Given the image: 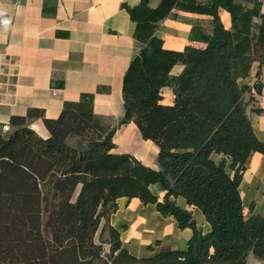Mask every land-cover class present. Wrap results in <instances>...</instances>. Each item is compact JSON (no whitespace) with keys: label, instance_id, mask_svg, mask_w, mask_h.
<instances>
[{"label":"trees","instance_id":"1","mask_svg":"<svg viewBox=\"0 0 264 264\" xmlns=\"http://www.w3.org/2000/svg\"><path fill=\"white\" fill-rule=\"evenodd\" d=\"M121 6L136 24L121 123L133 121L143 139L158 145L159 167L113 152L115 128L94 112V93L65 101L58 118L39 108L13 115L12 131L0 133V264H246L250 253L264 262V216L254 213V203L247 216L240 192L252 154H264V141L247 114L250 86L241 82L256 61V47H264L262 1L161 0L152 7L140 0ZM174 9L212 17L211 33L194 26L190 34L205 47H164L156 32ZM220 9L230 13V28ZM178 63L184 68L172 75ZM165 86L173 89V105L162 103ZM255 86L261 93L262 85ZM38 118L48 138L30 127ZM214 154L222 158L216 161ZM156 183L165 192L162 199L151 189ZM178 196L187 208L176 203ZM121 197L154 204L180 228L190 227L187 246L131 254L109 223ZM193 207L209 223L208 232L194 220ZM102 219L107 222L96 242Z\"/></svg>","mask_w":264,"mask_h":264},{"label":"crops","instance_id":"2","mask_svg":"<svg viewBox=\"0 0 264 264\" xmlns=\"http://www.w3.org/2000/svg\"><path fill=\"white\" fill-rule=\"evenodd\" d=\"M210 3L211 0H201ZM140 0H0V133L12 131L13 115L25 116L29 109L44 110L48 118H58L65 101H79L82 93H94V112L111 129L115 153H132L145 165L157 169L159 147L140 136L133 122L121 123L125 117L123 77L134 55L136 24L122 3L130 6ZM152 7L161 0H149ZM264 12V0H262ZM226 28L231 27V15L219 10ZM8 23L4 24L3 21ZM200 26L211 33L212 17L208 14L174 9L159 25L156 34L164 47L182 51L186 46L203 48L205 42L192 40L191 31ZM184 68L176 64L172 75ZM264 83V63H253L248 77L241 82L250 86L245 94L247 114L258 138L264 141V86L261 93L254 88ZM162 103L173 105L175 94L170 86L162 88ZM255 104V105H253ZM43 138L50 133L41 118L31 122ZM219 161L222 155L214 154ZM152 191L163 198L165 192L158 183ZM244 204L254 202V213L264 216V154H252L240 185ZM176 203L187 208L183 196ZM246 213V206H245ZM251 211L249 215H251ZM193 218L204 232L209 223L199 208L193 207ZM102 219L95 241L106 224ZM109 223L121 233L123 246L137 257L152 256L161 250L185 248L193 234L190 227L180 228L173 216H163L154 204H144L139 198L118 199V209ZM108 249H109V244ZM107 249V250H108ZM263 264L253 253L246 264Z\"/></svg>","mask_w":264,"mask_h":264},{"label":"rangeland","instance_id":"3","mask_svg":"<svg viewBox=\"0 0 264 264\" xmlns=\"http://www.w3.org/2000/svg\"><path fill=\"white\" fill-rule=\"evenodd\" d=\"M262 1V0H261ZM257 22H260V20H256ZM255 57H256V63L258 62V63H261V61H263L264 60V47L261 45V44H258V46L256 47V52H255ZM256 85H262V87L264 86V83H262V82H259V81H257L256 82ZM255 89H256V86L254 87ZM253 105H255V104H253ZM70 144H72V145H74L75 143H76V139L75 138H71L70 140ZM252 203H254V202H251V204ZM251 204H245V206H246V215L247 216H249V213H250V211H251V209H250V205ZM255 206V205H254ZM252 212V211H251ZM103 239L104 240H107V239H109V234H108V232H106L104 235H103ZM108 245L107 244H105L104 245V253L106 254V253H108ZM262 263H263V261H262ZM95 264H102L99 260H97L96 261V263ZM250 264H252L251 262H250ZM264 264V263H263Z\"/></svg>","mask_w":264,"mask_h":264},{"label":"clouds","instance_id":"4","mask_svg":"<svg viewBox=\"0 0 264 264\" xmlns=\"http://www.w3.org/2000/svg\"><path fill=\"white\" fill-rule=\"evenodd\" d=\"M3 23H4V24H7V23H8V21H7V20H4V21H3Z\"/></svg>","mask_w":264,"mask_h":264}]
</instances>
